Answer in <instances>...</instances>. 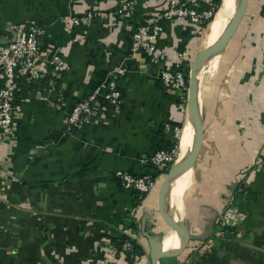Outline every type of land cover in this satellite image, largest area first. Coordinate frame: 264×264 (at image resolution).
Masks as SVG:
<instances>
[{"label":"crops","instance_id":"0c3cea01","mask_svg":"<svg viewBox=\"0 0 264 264\" xmlns=\"http://www.w3.org/2000/svg\"><path fill=\"white\" fill-rule=\"evenodd\" d=\"M126 1L132 14L119 19L116 11ZM165 3L0 0L1 42L35 20L45 29L42 51L65 61L51 91L48 66L18 71L15 131L0 138V264H151L145 232L163 233L176 244L177 233L158 212L164 169L141 160L173 147L176 128L178 149L187 116L181 92L161 84V64L132 51L131 39L136 26L158 22L157 50L168 56L185 51V66L205 46V30L157 19ZM89 11L88 23H72ZM112 76L119 109L97 97L99 121L66 132L72 106ZM210 76L202 83L203 140L183 208L192 233H212L159 264L264 261V163H255L264 159V0L247 1ZM116 171L151 177L156 187L145 195L126 190ZM223 225L233 230L222 231ZM124 235L142 248L132 262L117 248Z\"/></svg>","mask_w":264,"mask_h":264},{"label":"built area","instance_id":"2783aa9c","mask_svg":"<svg viewBox=\"0 0 264 264\" xmlns=\"http://www.w3.org/2000/svg\"><path fill=\"white\" fill-rule=\"evenodd\" d=\"M214 5L215 0H166L157 19L188 22L199 30H205L207 21L213 15ZM92 14L89 11L81 17H74L72 23L86 24ZM131 14L129 1L122 2L116 11V16L119 19H127ZM162 31V26L158 22H144L136 26L132 34L131 50L140 51L154 63L161 64L160 82L165 87L181 92V109L185 112L188 96V77L184 71L185 51H178L175 55L168 56L157 50L155 43ZM44 35L45 29L39 26L35 20H29L26 24L18 27L12 41L7 43L0 41V138L10 137L15 131L13 119L18 91V71L29 70L39 65L48 66L51 74L47 78V89L51 91L65 66L64 58L59 53L46 55L42 51L40 41ZM97 97H102L113 111L119 109L120 91L114 76L108 78L86 98L72 106L66 118V132L99 121V117L93 110V102ZM176 132L178 139L180 128H176ZM176 157L177 145L158 149L141 161L165 169L175 162ZM255 163L260 167L264 163V159L258 158ZM115 175L124 189L139 195L148 194L156 187V181L151 177L133 175L124 171H116ZM237 190L242 191L241 186ZM120 241L119 250L129 258L127 253L133 248L132 238H121ZM260 264H264V261Z\"/></svg>","mask_w":264,"mask_h":264},{"label":"water","instance_id":"95a60500","mask_svg":"<svg viewBox=\"0 0 264 264\" xmlns=\"http://www.w3.org/2000/svg\"><path fill=\"white\" fill-rule=\"evenodd\" d=\"M223 0H221L222 2ZM236 9L232 15L230 23L225 31H223L220 36L211 45L204 46L198 54L194 57L189 65L188 74V96H187V115L191 118L193 123V138L189 151L187 154L177 163H173L158 188V212L161 214L162 218L165 220L166 224L170 229L177 233L180 244L175 249L164 250L163 249V233L159 235H148L144 233L147 237V243L149 247V258L151 264H159V261L164 257L175 256L182 252V250L192 241H204L211 236L209 234L198 233L194 234L191 232L189 225L184 222L182 218L175 219L174 216L169 213V205L166 201L167 191L170 187L171 181L179 174H181L184 169L193 162L196 163L198 153L201 148L203 140L204 131V113L202 108V113L198 104V77L197 71L207 60V58L220 50L222 53L228 42L235 34L244 14L246 11L248 0H234ZM221 5V4H220ZM220 7V6H219ZM179 138V137H178Z\"/></svg>","mask_w":264,"mask_h":264},{"label":"bare ground","instance_id":"6f19581e","mask_svg":"<svg viewBox=\"0 0 264 264\" xmlns=\"http://www.w3.org/2000/svg\"><path fill=\"white\" fill-rule=\"evenodd\" d=\"M235 9L236 5L234 0H223L221 2V5L214 15L212 22L204 33L203 43L205 46L214 43V41L220 36V34L227 29ZM220 57V50L211 54L197 71L198 104L201 113L202 83L207 78L208 74L213 73L217 69ZM193 133V123L191 118H189V116L187 115L186 123L179 140V148L177 149V157L174 162L175 164H177L189 151L192 143ZM193 164L194 163L191 162L181 174L177 175L171 181L170 187L167 191L166 201L169 205V213H171L175 219H179L180 216L184 214L183 199L192 190L193 185L191 183L190 174ZM163 243L162 245L164 250L175 249L179 246L180 239L178 237L176 244L172 246V240L164 237Z\"/></svg>","mask_w":264,"mask_h":264},{"label":"trees","instance_id":"16d2710c","mask_svg":"<svg viewBox=\"0 0 264 264\" xmlns=\"http://www.w3.org/2000/svg\"><path fill=\"white\" fill-rule=\"evenodd\" d=\"M220 4H221V0H215V5H214V10H213V15H212V17L207 21L206 26H205V31L207 30L208 26H209L210 23L212 22L213 17H214V15L216 14V12H217V10H218ZM205 31H204V33H205ZM203 37H204V34H203ZM184 71H185V73H186V76L188 77V74H189V65H188V64L184 66ZM177 143H178V139L176 138V140H175V142H174V146L177 145ZM169 167H170V166H167V167L163 170L164 173H166V172L168 171ZM240 186H241V188H242V190H243V187H244L243 182H242V183L239 182V183L237 184L236 190H237ZM144 195H145V194H144ZM185 205H186V200H185ZM185 211H186V210H185ZM184 219L187 220V218H186V212L184 213ZM117 223H118V224L121 223V220L117 221ZM129 226H130V227H133L134 224L130 222ZM232 230H233V228L230 227L229 225H223L222 231L230 232V231H232ZM122 238H125V239H126V238H129V237H128L127 235H124ZM120 240H121V238H120L119 241L117 242V248H118V249H120V246H121V241H120ZM132 243H133V248H132V250H131L130 252L127 253V255H128V257H129L128 259H129L130 262L134 261V256L142 250L141 246L138 245V244L135 242V240H132Z\"/></svg>","mask_w":264,"mask_h":264},{"label":"rangeland","instance_id":"374dc122","mask_svg":"<svg viewBox=\"0 0 264 264\" xmlns=\"http://www.w3.org/2000/svg\"><path fill=\"white\" fill-rule=\"evenodd\" d=\"M211 78H213V76H210V77H208V78H206L204 81H209ZM185 116H187V110L185 111ZM186 120V119H185ZM185 120H184V123H185ZM183 123V124H184ZM179 148V147H178ZM178 152H179V150H178ZM190 193H188L187 195H186V197H185V200H187L188 199V195H189ZM184 220V222L186 223V224H188V222H187V220H185V219H183Z\"/></svg>","mask_w":264,"mask_h":264}]
</instances>
